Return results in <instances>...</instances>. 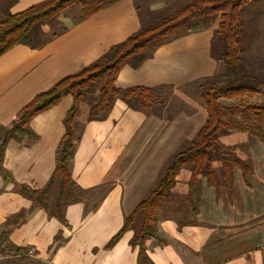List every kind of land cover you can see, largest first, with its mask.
Segmentation results:
<instances>
[{"label":"crops","instance_id":"0c3cea01","mask_svg":"<svg viewBox=\"0 0 264 264\" xmlns=\"http://www.w3.org/2000/svg\"><path fill=\"white\" fill-rule=\"evenodd\" d=\"M43 1L0 0V21L8 11L19 13ZM92 1L100 6L87 16L81 5L64 10L59 20L66 30L44 46L18 44L0 56L1 126L10 127L37 94L152 23L153 11L179 0L152 1L147 17L135 0ZM261 1L257 23L264 19ZM213 37V26L192 29L158 46L139 67L122 68L118 87L162 88L159 96L167 97L162 113L136 110L118 99L105 119L87 122L71 162L72 176L85 190L82 200L66 207V225L35 208L12 230L14 244L29 247V256L48 264H137L138 249L129 243L133 231L111 249L105 245L154 187L171 156L206 122L199 91L202 80L220 68L212 55ZM72 102L71 94L64 96L31 119L32 135L7 143L3 166L13 179L0 174V233L10 214L32 206L16 184L41 189L53 174ZM249 154L252 172L244 176L234 167L230 185L216 187L202 178L196 212L193 202L187 209L156 207V239L147 249L154 264H264V143L253 137ZM59 231L63 239L57 246Z\"/></svg>","mask_w":264,"mask_h":264},{"label":"trees","instance_id":"16d2710c","mask_svg":"<svg viewBox=\"0 0 264 264\" xmlns=\"http://www.w3.org/2000/svg\"><path fill=\"white\" fill-rule=\"evenodd\" d=\"M249 1L252 0L189 2L173 14L142 26L124 41L112 45L97 61L77 73L65 76L49 90L37 94L10 127L0 125V174L9 180L13 178L3 166L9 140L19 139L26 134L32 135L28 124L34 116L58 104L68 94L73 97L64 119L66 130L58 146L56 167L49 181L41 189L16 184V189L32 201V206L6 218L0 233L2 256H13L16 258L14 261L29 259V247L14 244L10 240V234L14 228L27 221L35 208H41L50 217L67 224L66 207L81 201L85 193L72 176L71 162L80 140V132L87 122L105 119L118 99L136 110L162 113L167 102V97H160L158 94L162 88L136 86L122 89L116 84L118 75L125 65L139 67L153 55L158 46L192 29L214 27L212 55L224 64L223 70L200 83L201 98L207 111L206 122L193 140L183 144L171 156L154 187L125 216L122 228L105 248L111 249L127 231H133L129 243L132 248L138 249L137 264H154L147 249L156 239L155 208L171 196L183 167H191L188 197L194 203V212L198 204L195 193L199 191L203 177H207L209 184L218 187L221 184H231L234 167H239L244 176L252 172V161L238 155L234 151L236 148L227 145L221 137L223 131H236L255 136L264 143V103L243 102L247 95H264L259 85L254 84L255 80L262 78L260 73L264 72V65L260 62L264 51L259 49L246 58L248 48L253 47L254 40V34L249 31L253 27L252 20L248 21L243 17L245 5ZM74 5H82L83 15L87 16L99 8L100 2L45 0L19 13L8 11L0 21V56L18 44L40 48L63 33L66 27L60 22L59 16ZM225 99H238L239 103L226 107L222 103ZM62 239V231H59L55 236L57 246ZM35 263L48 264L41 260H36Z\"/></svg>","mask_w":264,"mask_h":264},{"label":"rangeland","instance_id":"374dc122","mask_svg":"<svg viewBox=\"0 0 264 264\" xmlns=\"http://www.w3.org/2000/svg\"><path fill=\"white\" fill-rule=\"evenodd\" d=\"M88 1H92V0H88ZM135 1L141 7V11L143 12V15L145 17H147L146 13L149 10L150 3L154 0H135ZM192 1H194V0L176 1L173 4H170L169 7L153 11L152 15L149 16V19L152 21V23H155L161 17H165V16L173 14L181 6H183L189 2H192ZM261 3H262L261 0H252V1L247 2L246 3L247 7L243 13V17L245 19L247 18L248 21H249V19L252 20V22L254 21L253 23L251 22V26H253V27L251 28V30H249L252 34H254L253 47L251 49L248 48L246 58H248L250 55H254V52H257V50H259V49L264 51V19L262 21H260L259 23L255 22V18L258 17V13H260L262 11L260 8ZM76 7H77V5L73 6L72 8H76ZM153 19H154V21H153ZM152 23H150V24H152ZM146 25H149V24H146ZM246 43H248V42H246ZM249 43H252V42H249ZM260 62H261V64L264 65V55H261ZM223 68H224V64L220 61V68L218 69L216 74L218 72H220L221 70H223ZM260 75L262 77L260 79L261 81L255 80L254 84L259 85V88L264 91V72L260 73ZM203 82H204V80H202V83ZM170 91H172V90L170 89ZM170 91H169V93H170ZM199 93L202 94V88H200ZM199 99H200V101H202L201 97ZM243 102L244 103H264V95L263 94L247 95L244 98ZM222 103L224 106L230 107L232 105L238 104L239 100L236 99V100L231 101V100L225 99V100H222ZM1 132L2 131L0 130V135H1ZM221 137L227 145H229L230 147L236 148V150H234V151H236L238 153V155H240L242 158L246 159L247 161L251 160V158H250L251 156L249 154V141L255 136H252V135L247 134V133H238L236 131H223L221 133ZM190 168H191L190 166L183 167L182 174L178 177L177 184L174 187V189L172 190L171 196L160 202V204H162L161 210L164 209V211H165L167 207L172 209V210L175 208L177 209L179 206H181V208H183V209H187L186 207H188V206L192 207V205H193L192 201L190 202V199L188 197V194H189L188 179L190 176ZM216 168L218 169V166H216ZM171 197H172V199L174 198V201L170 200ZM189 203H190V205H189ZM173 213H175V212L172 211V214ZM155 215H156V208H155ZM175 215H176V213H175ZM177 215L183 216V215H181V213H177ZM14 259H16V258L13 256L12 257H6V256H2L0 254V264H36L35 258L32 256H29V259H25V260L14 261Z\"/></svg>","mask_w":264,"mask_h":264}]
</instances>
